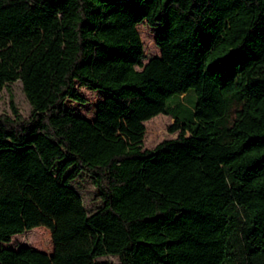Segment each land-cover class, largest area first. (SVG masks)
I'll use <instances>...</instances> for the list:
<instances>
[{
  "label": "trees",
  "instance_id": "16d2710c",
  "mask_svg": "<svg viewBox=\"0 0 264 264\" xmlns=\"http://www.w3.org/2000/svg\"><path fill=\"white\" fill-rule=\"evenodd\" d=\"M14 80L31 112L0 114V242L43 226L53 249L0 264H264L247 212L264 203V0H0V91ZM76 83L107 94L93 120L65 108ZM215 99L223 114L196 119ZM158 114L179 134L143 149Z\"/></svg>",
  "mask_w": 264,
  "mask_h": 264
},
{
  "label": "rangeland",
  "instance_id": "374dc122",
  "mask_svg": "<svg viewBox=\"0 0 264 264\" xmlns=\"http://www.w3.org/2000/svg\"><path fill=\"white\" fill-rule=\"evenodd\" d=\"M139 1L141 0H132L134 4ZM135 28L143 45V56L141 61L145 64L151 58L157 57L160 54L154 42L157 27L149 25L143 20L138 23ZM136 69H139V67H136ZM255 87L264 97V86L256 84ZM75 89L76 92L85 99V102L78 103L68 99L65 102V108L72 114L83 116L88 120H93L97 111V104L103 101L107 97V94L101 90H93L78 83L75 84ZM11 104L16 107L22 116L28 117L30 115L31 106L23 94L21 82L19 80L9 82L6 87L1 89L0 114L12 115ZM223 111L221 100L215 99L202 110L195 109L194 113L195 118L198 120H214L216 117L222 115ZM172 122L173 120L169 116L163 114H158L145 121L143 123L144 135L142 148L152 149L161 141L175 138L179 134V131L171 133L168 130ZM70 184L81 196L83 206L88 214L94 212L101 206L102 201L99 199L98 190L94 186L90 176L82 173ZM247 212L255 225L256 231H261L264 225V203H249L247 205ZM20 246H28L32 249L50 254L53 249L50 231L43 226H39L11 236L8 243L0 242V248L17 249ZM96 261L116 264L119 263V258L117 256L107 255L97 258Z\"/></svg>",
  "mask_w": 264,
  "mask_h": 264
}]
</instances>
